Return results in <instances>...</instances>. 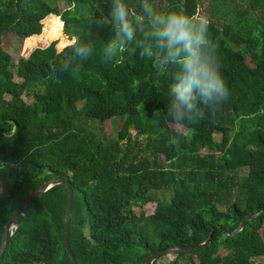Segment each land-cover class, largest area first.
Segmentation results:
<instances>
[{"label": "trees", "instance_id": "16d2710c", "mask_svg": "<svg viewBox=\"0 0 264 264\" xmlns=\"http://www.w3.org/2000/svg\"><path fill=\"white\" fill-rule=\"evenodd\" d=\"M127 2L135 13L141 0ZM150 2L166 12L194 14L200 6ZM209 2L230 96L178 131L166 118L176 68L157 71L131 45L101 63L100 50L114 38L112 0H0V250L18 209L59 177L75 192L71 248L78 264H146L211 234L207 248L154 264H264L257 262L264 258V214L228 234L264 211V0ZM10 35L25 42L18 65L5 45ZM78 44L91 46L92 57L82 61L68 47ZM114 119L117 139H103L96 123ZM159 191L173 194L171 201H156ZM69 198L65 185L35 198L0 264H74L65 243ZM149 203L156 204L152 214L144 209Z\"/></svg>", "mask_w": 264, "mask_h": 264}, {"label": "clouds", "instance_id": "9594fccd", "mask_svg": "<svg viewBox=\"0 0 264 264\" xmlns=\"http://www.w3.org/2000/svg\"><path fill=\"white\" fill-rule=\"evenodd\" d=\"M109 18L114 38L100 50L101 63L112 62L131 45L138 50L140 58L151 60L157 71L177 69L168 87L166 112L175 129L181 131L198 123L228 101L230 89L223 77L218 46L211 38L207 15L160 11L150 0H141L133 13L127 0H112ZM103 24L104 18H97L96 25ZM68 47L82 61L94 52L86 44Z\"/></svg>", "mask_w": 264, "mask_h": 264}, {"label": "water", "instance_id": "95a60500", "mask_svg": "<svg viewBox=\"0 0 264 264\" xmlns=\"http://www.w3.org/2000/svg\"><path fill=\"white\" fill-rule=\"evenodd\" d=\"M57 185H65L69 189L70 198H69L68 218H66L65 243H66V249H68L69 254H70L71 258H72V261L74 262V264H78L76 256L73 253L72 248H71V225H72V218H73V213H74L75 192H74V189L72 188L71 184L68 181H65V179L59 178V177L52 178V179L48 180L46 183H44L42 186H40L35 192H33L27 198L26 202L15 213V215L13 216V218L11 219L9 224L6 226L5 233H4L3 237H2V245H1V250H0V259L4 255V253L6 252V249H7V238L9 236V234L11 233V231L17 229L19 218L21 216L26 215L27 208L32 203V201L35 198L43 195L45 192H47L48 190H50L51 188H53L54 186H57ZM263 214H264V211L252 216L251 218H248V219L244 220L243 222H241L238 225L237 229L234 232L228 233V234H230L232 236L236 235L239 231L242 230V228H243V226H244V224L246 222H248V221H250L252 219H256L260 215H263ZM211 240H212V234L210 235L208 240H206L205 243L200 245V246L171 249L169 251L162 252V253H160L158 255H154V256L149 257L147 259V261H146V264H154L156 261L160 260L161 258H165V257H167L169 255H176V254H179V253H187V252H191V251L202 250L204 248H207L211 244Z\"/></svg>", "mask_w": 264, "mask_h": 264}, {"label": "rangeland", "instance_id": "374dc122", "mask_svg": "<svg viewBox=\"0 0 264 264\" xmlns=\"http://www.w3.org/2000/svg\"><path fill=\"white\" fill-rule=\"evenodd\" d=\"M49 3H53L54 0H47ZM199 10L198 12L201 14H205L209 17L211 16V5L209 0H199ZM60 8L62 9L64 7L63 3H59ZM158 10L166 12V9L163 8V6L159 5ZM6 47L8 50H10L11 55L13 56L14 63L18 65L22 58V53L24 50L25 42L24 40L16 35H10L6 39ZM28 102H32L33 100L31 98H27ZM80 107H83L81 105ZM117 122V119L107 121L104 123H96L97 132L99 135L106 140L109 141H115L117 139V133L115 131V124ZM114 123V124H113ZM132 137L134 140H139L140 142L144 143L146 142V138L144 136H138L137 133L132 130ZM215 138L217 141L221 140V136L219 134H215ZM245 171H243L242 174H244ZM6 186L4 182H0V193L5 192ZM156 201L160 203H169L172 199L173 194L167 192V191H159L154 192ZM156 204L155 203H149L147 204L144 209L147 212V214H152L154 212ZM174 259L173 256L167 257L163 263H169ZM257 262L264 263V258L257 260ZM185 264V263H182Z\"/></svg>", "mask_w": 264, "mask_h": 264}, {"label": "crops", "instance_id": "0c3cea01", "mask_svg": "<svg viewBox=\"0 0 264 264\" xmlns=\"http://www.w3.org/2000/svg\"><path fill=\"white\" fill-rule=\"evenodd\" d=\"M25 46V45H24ZM24 51V50H23ZM23 54V53H22Z\"/></svg>", "mask_w": 264, "mask_h": 264}]
</instances>
